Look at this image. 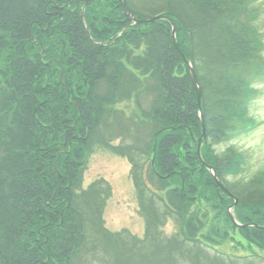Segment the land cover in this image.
<instances>
[{"label": "trees", "instance_id": "trees-1", "mask_svg": "<svg viewBox=\"0 0 264 264\" xmlns=\"http://www.w3.org/2000/svg\"><path fill=\"white\" fill-rule=\"evenodd\" d=\"M250 1L0 0V264H87L98 244L119 264V253L146 247L156 248L155 264H227L206 256L208 243L197 238L205 223L189 204L202 169L219 196L238 199L236 209L264 208V169L241 182L242 154L215 150L249 122L244 104L262 62ZM124 8L167 19L132 26ZM172 23L187 49L181 37L175 45ZM189 62L202 90L203 158L232 196L198 156ZM96 149L129 160L151 246L130 247L104 226L108 183L83 188ZM169 218L177 247L155 236ZM245 230L264 249V229Z\"/></svg>", "mask_w": 264, "mask_h": 264}, {"label": "rangeland", "instance_id": "rangeland-1", "mask_svg": "<svg viewBox=\"0 0 264 264\" xmlns=\"http://www.w3.org/2000/svg\"><path fill=\"white\" fill-rule=\"evenodd\" d=\"M250 5L255 14L253 25L261 34L262 42L258 49L262 62L256 79L249 86V96L244 104L245 117L249 122L240 129H248L251 126L250 121L258 125L245 132H240L237 128V132L227 142L215 149L219 153L234 150L242 154L244 172L239 177L241 182L250 181L264 169V0H251ZM176 37L178 41L180 37L184 39L183 45L187 49L185 33L181 32ZM5 60L6 54L0 58V69L3 68ZM1 81L0 73V83ZM118 143L119 140L116 141V144ZM194 180L199 193L191 199L189 210L203 217L205 225L198 232L197 238L208 243V246H204L208 252L206 256L224 255L222 258L227 264H264V249L258 247L251 239L253 230H245L253 226L241 228L228 216V210L232 208L231 213L240 224L264 223V208L243 202L236 209L239 201L237 206L233 207L236 201L226 198L224 194L219 196L215 185L202 169L197 170ZM231 180L235 181L236 178L233 177ZM102 181L108 183L111 191L105 199L103 209L104 226L107 230L116 234L119 241L130 242V247L137 246L135 240L144 246H151L153 242L147 237V222L141 213V200L131 177L129 160L105 149H96L92 152L83 173V188L88 189L91 184ZM155 236L159 237L162 243L172 242L174 247L179 246L182 240L179 227L172 218L167 219L164 225L158 228ZM116 255L105 249L103 244H98L96 258L93 260L94 257L85 255L84 262L88 259L87 264H119ZM118 255H121L122 264H155L157 261V250L156 248L152 250L150 247H146L141 252L139 248H130V252H121Z\"/></svg>", "mask_w": 264, "mask_h": 264}, {"label": "water", "instance_id": "water-1", "mask_svg": "<svg viewBox=\"0 0 264 264\" xmlns=\"http://www.w3.org/2000/svg\"><path fill=\"white\" fill-rule=\"evenodd\" d=\"M83 1H84L85 4H88V3H89L90 1H92V0H83ZM120 1H121V3L124 2V0H120ZM123 13L126 14V15H128V16H131V17H132V19H133V24H132V26H133V25H139V24L153 23V22H157V21L162 20V19H167V18L164 17V16H155V17H150V18L137 19L136 16H135L133 13H127V12L125 11V9L123 10ZM82 15H83V18H85V11H83V14H82ZM172 26H173V37H174V42H175V45H176L177 48H178V44H177V41H176V28H175V26H174L173 23H172ZM87 29H88V31H90L88 27H87ZM180 51H181V50H180ZM181 53H182V51H181ZM182 54H183V53H182ZM183 56H184V58L186 59V57H185L184 54H183ZM188 64H189V68H190V71H191V73H192V76H193V79H194V83H195V86H196V89H197V92H198V99H199V114H200L201 125H202V131H203V132H202V136H201L200 139L198 140V155H199V158H200L201 162H202L205 166H207V168L211 171L212 176H213L214 180L216 181V183H217L219 189H220V190H223L226 194L232 196L231 193L228 191V189L222 184L221 180L219 179V177H218V175H217V173H216L215 168L212 167V166L207 165V163H206V162L204 161V159H203L201 149H202V144H203V142H204L205 139H206V127H205V124H204V116H203V112H202V90H201V87H200L199 81H198V79H197L196 71H195L193 65H192L190 62H189ZM233 198H235V201H236L233 207H236L237 204H238V199H237L235 196H233ZM231 209H232V208H230V210H229V217H230V219L232 220V222H233L235 225H237V226H239V227H241V228H247V227H249V226H253V227H256V228H262V229H264V227H261V226L258 225V224H248V225H243V224L238 223V222L236 221V219L234 218V216L232 215V213H231Z\"/></svg>", "mask_w": 264, "mask_h": 264}]
</instances>
